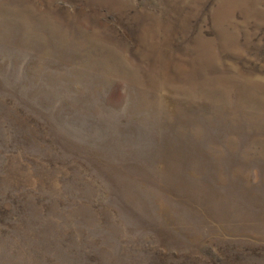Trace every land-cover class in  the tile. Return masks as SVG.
Segmentation results:
<instances>
[{"label": "rangeland", "instance_id": "obj_1", "mask_svg": "<svg viewBox=\"0 0 264 264\" xmlns=\"http://www.w3.org/2000/svg\"><path fill=\"white\" fill-rule=\"evenodd\" d=\"M0 264H264V0H0Z\"/></svg>", "mask_w": 264, "mask_h": 264}]
</instances>
